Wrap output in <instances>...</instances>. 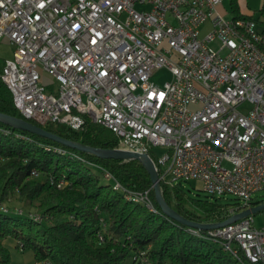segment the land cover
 <instances>
[{"label": "built area", "instance_id": "1", "mask_svg": "<svg viewBox=\"0 0 264 264\" xmlns=\"http://www.w3.org/2000/svg\"><path fill=\"white\" fill-rule=\"evenodd\" d=\"M222 3L0 0V41L15 45L0 77L35 123L73 130L99 123L116 133L118 147L157 156L167 182L196 180L213 195L234 194L239 202L225 210L228 218L257 204L253 194L264 190V31L255 18L226 17ZM159 69L171 73L163 83L152 80ZM157 145L165 146L161 155ZM98 167L128 199L156 210L149 190L124 188ZM206 236L242 264H264V226L253 214ZM149 251L140 249L135 264H159Z\"/></svg>", "mask_w": 264, "mask_h": 264}, {"label": "trees", "instance_id": "2", "mask_svg": "<svg viewBox=\"0 0 264 264\" xmlns=\"http://www.w3.org/2000/svg\"><path fill=\"white\" fill-rule=\"evenodd\" d=\"M231 4L235 16L255 18L252 13L240 12L237 0H231ZM247 6L260 11L255 19L264 31L261 0H247ZM0 111L24 117L1 77ZM44 127L92 146H119L113 130L93 121L82 130L55 123ZM47 145L61 146L66 152L48 150ZM150 155L158 166L157 156ZM97 165L111 171L124 188L149 190L156 210L128 199L123 190L114 187L113 180L102 182L103 170ZM33 170L38 175H33ZM62 178L66 184L59 187L57 182ZM160 185L166 200L185 217L197 221L226 218L225 207L209 198L191 197L204 209L207 220L189 210L181 182L169 183L160 178ZM11 196L35 206L43 218L34 219L15 208L0 211V264L11 263V252L4 241L8 237L32 249L37 261L48 259L56 264H135L136 253L147 247L159 264H242L208 238L207 230L199 229L197 233L163 211L151 175L139 159L96 156L0 121V203Z\"/></svg>", "mask_w": 264, "mask_h": 264}, {"label": "rangeland", "instance_id": "3", "mask_svg": "<svg viewBox=\"0 0 264 264\" xmlns=\"http://www.w3.org/2000/svg\"><path fill=\"white\" fill-rule=\"evenodd\" d=\"M239 5V11L245 13H252L255 18L259 17L260 11L250 9L247 6V0H237ZM261 5H264V0H261ZM222 7L224 10V14L226 17H232L236 14V11L232 9L231 0H223ZM259 27L262 28L263 26L259 23ZM209 28V24L206 23L201 28V34L204 35ZM15 49V45L10 43L8 40H1L0 41V68L5 62L6 58L12 56L13 50ZM171 77V73L167 69H159L154 72L152 75V80L158 83H163L164 81L168 80ZM50 90V88H47ZM153 151L157 152L159 155L165 150V146L157 145L152 148ZM169 177V175H168ZM101 181L102 182H111L108 180L104 175L101 174ZM181 182V185L186 190L184 204L185 206L199 215L204 217V220H207L205 216V211L202 207L196 204V201L192 200L191 197H198L201 199L209 198L210 200L217 201L221 205L225 207V210L234 208L238 205L239 199L232 193H227L224 195H213L208 193L205 190L199 189L197 187L196 180L190 181H177L176 183ZM254 201H264V190L256 191L253 194ZM1 204L14 209V208H22L24 211H32V212H39L35 206H31L26 201H22L18 199L17 196H11L6 201L0 203V211ZM12 214H15L14 211H11ZM16 215V214H15ZM254 217V224L256 227H263L264 226V209L253 213ZM6 245L9 247L11 252V263L10 264H56L53 260H46L37 261L35 258L34 252L30 248H23L18 245V242L11 237L5 239Z\"/></svg>", "mask_w": 264, "mask_h": 264}, {"label": "water", "instance_id": "4", "mask_svg": "<svg viewBox=\"0 0 264 264\" xmlns=\"http://www.w3.org/2000/svg\"><path fill=\"white\" fill-rule=\"evenodd\" d=\"M0 121H3L13 127L30 131L32 133H36L38 135L53 139L59 143L64 145L76 148L81 151L89 152L96 156L105 157V158H122V159H131L137 158L139 159L147 168L148 172L151 175L153 181V188L155 190V195L158 203L160 204L163 211L173 219H176L183 224L197 229L208 230L212 228H216L219 226H223L229 222L235 221L241 217H245L249 214L256 213L262 209H264V201L254 204L248 208L243 210H238L230 217L221 220V221H197L192 220L180 212H178L171 204L166 200L163 195L161 185H160V174L158 166L156 165L154 159L149 153L146 152H137L121 147H102V146H92L86 143H83L78 140H74L71 138L64 137L56 132H53L44 126L35 123L29 120L26 117L18 116L12 113L0 111Z\"/></svg>", "mask_w": 264, "mask_h": 264}, {"label": "crops", "instance_id": "5", "mask_svg": "<svg viewBox=\"0 0 264 264\" xmlns=\"http://www.w3.org/2000/svg\"><path fill=\"white\" fill-rule=\"evenodd\" d=\"M220 10L224 13L223 7L222 5L220 6ZM5 241V240H4Z\"/></svg>", "mask_w": 264, "mask_h": 264}]
</instances>
